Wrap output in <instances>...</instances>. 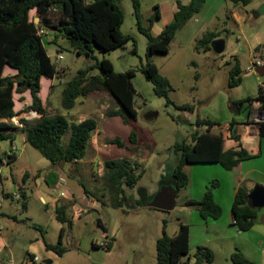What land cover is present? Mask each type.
Returning <instances> with one entry per match:
<instances>
[{"label":"rangeland","instance_id":"374dc122","mask_svg":"<svg viewBox=\"0 0 264 264\" xmlns=\"http://www.w3.org/2000/svg\"><path fill=\"white\" fill-rule=\"evenodd\" d=\"M172 2L139 0L140 27L148 28L153 37L158 36L162 23L160 20L150 21L153 8L161 6L164 15H167L169 8L165 9V6ZM261 5L260 0H251L242 7L245 12H238L239 18L234 20L230 13L234 10L231 2L205 0L196 17L207 21L193 42L174 37L167 53H156L149 58L159 74L169 82L168 97L172 104L168 105L164 98L154 94L153 84L146 81L140 71L148 61L147 39L137 28L130 0L118 1L124 17L120 31L130 37L120 48L99 52L93 47L92 52L78 56L67 39L59 36L53 42V33L46 31L42 42L59 76L53 80L42 79L39 94L42 104L46 105L49 113L62 114L70 121L95 119L98 133L94 131L91 135L81 161L52 165L24 142L20 132L6 131L12 141H0V156L12 152L16 160L3 165L0 172V239H3L0 263L8 264L11 261L12 264H24L28 256H34L37 264H48L47 260H50L49 264H155L156 240L163 234L172 237L178 229L177 208L165 212L146 208L143 204L149 194L158 190L160 183L168 179L171 165L175 163L172 147L176 143H188L190 134L196 128L181 121L188 120L194 124L197 115L210 112L214 105L221 107L222 100L233 91L227 88L228 72L237 62L243 70L251 65L252 59H264V13H258ZM33 15L31 12V17ZM206 31L219 33L218 39L224 41L221 54H215L211 44L209 51L195 50V40ZM56 55L61 59H57ZM102 59L107 60L115 72L134 71L131 85L135 92L133 108L136 117L127 123H123L119 117L105 118L104 112L114 109L116 105L104 93L78 100L70 111L60 106L62 87L58 84H64L79 70L90 68ZM8 73L13 72L6 69L4 74ZM99 74L95 68L88 72V76ZM50 84L54 88L48 94ZM13 97L14 109L19 116L14 117L11 124L16 126L20 118L33 119L37 116L28 109L31 104L29 92L22 96L14 94ZM181 105L193 106V112L176 108ZM132 131L137 136L139 146L134 152L128 151V147H131L128 138ZM114 137L124 141L125 147L109 144L108 140ZM122 157L130 162H138L143 175L135 188L125 190L128 201L120 211L103 206L101 201L109 200L103 185L106 173L104 162ZM57 175L62 176L65 182L59 183ZM21 192L25 195L24 199H21ZM60 193H64V196H60ZM40 197L44 198L43 202ZM23 202L26 204L25 211L22 209ZM62 204L65 205L67 217L74 221L75 228L70 237L69 229L65 226L62 245L67 252L59 257L45 249L39 230L32 225L42 227L45 240L55 244L59 235L55 208ZM72 206L86 209V216L81 220L73 218ZM99 222L108 229L106 238ZM105 240L111 247L91 245L92 242L100 244ZM194 251V248L189 250L190 256ZM226 260L221 254L217 263L231 264ZM256 264L262 263L259 261Z\"/></svg>","mask_w":264,"mask_h":264},{"label":"trees","instance_id":"16d2710c","mask_svg":"<svg viewBox=\"0 0 264 264\" xmlns=\"http://www.w3.org/2000/svg\"><path fill=\"white\" fill-rule=\"evenodd\" d=\"M120 0H0V141L9 139L11 135L6 131L20 132L24 142L35 149L42 158L52 165L77 163L85 157L86 148L91 135L97 128V121L85 118L81 121H70L62 114H51L46 110L39 97L42 79L53 80L58 75L55 66L49 58L42 37L37 34L39 29L53 33V42L61 36L68 40L76 55L92 52L93 47L99 52H108L122 47L130 40L128 35L120 31L123 23V13L118 6ZM138 30L147 39L146 61L140 69L146 81L153 84L154 94L164 98L166 104H172L168 97L169 82L161 76L156 66L149 61L153 54H165L175 33L186 22L198 14L205 0H189L188 4H176L172 20L160 34L153 37L149 29L140 27L139 0H130ZM233 6H247L251 0H228ZM264 1V0H261ZM150 21L159 20V8L155 6ZM34 11L33 17L31 12ZM36 19V21H35ZM219 38V33L206 31L195 40V50L209 51L210 44ZM257 50V49H255ZM134 52V50H133ZM97 69L99 75L88 76L90 69ZM13 73L4 74L5 70ZM241 69L238 62L229 70L227 88L237 87L240 82ZM59 76V75H58ZM134 76L133 70L120 73L115 72L112 65L105 59L97 61L92 67L82 69L69 81L61 85L60 106L65 111L72 110L77 101L88 98L96 93H104L116 105L114 109L104 112L105 118L119 117L123 123L135 119L133 108L135 94L131 85ZM54 88L48 87V94ZM29 92L31 104L28 109L37 114L33 119L20 118L21 126L11 124V119L19 116L15 111L14 94L22 96ZM230 112L236 116L242 112L251 115L255 104L258 110L264 112V90L259 89L256 97H247L241 100H228ZM177 109L192 113L193 106L181 105ZM182 123L205 128L200 132L194 129L189 136V142L176 143L173 147L175 163L171 172V180L179 190L187 185L188 178L183 171L188 164H218L224 170L231 171L244 160L257 156L248 155L242 150H223L224 138L221 133H211V128L219 127V123L207 119L195 118L194 124L188 120ZM259 136L264 138V120L256 123ZM235 120L229 123L228 131L231 138L238 140L235 135ZM66 137V141H64ZM108 143L118 148L125 147V142L118 137L108 140ZM128 151L134 152L139 147L137 136L132 131L129 134ZM147 148V146H146ZM4 156V158H2ZM0 156V167L16 160L12 153H3ZM106 173L103 176V185L109 195V206L120 209L126 200L125 190L133 189L143 175V169L138 162H130L126 158L106 160ZM27 176L26 174L24 175ZM218 186L217 181H211L205 188L201 200H186L184 206L197 211L204 221L216 220L221 216V208L214 202L213 190ZM248 191L240 186L237 188L232 202L230 215L234 227L240 232L250 230L254 224L259 209L251 208L247 204ZM24 199L23 192L20 193ZM106 205L104 201H101ZM23 211L26 204L22 203ZM153 209V208H152ZM156 210V209H155ZM55 219L63 226L60 228L57 242L50 244L45 240L42 227L33 224L39 230L41 240L47 251L57 256L67 252L62 245V237L66 226L71 227V220L65 212V205L55 208ZM155 264H214L213 252L198 246L190 256L188 247V228L179 223L178 230L172 237L165 234L156 240ZM184 259V260H182ZM229 260L231 264H255L246 258L238 249H235Z\"/></svg>","mask_w":264,"mask_h":264},{"label":"crops","instance_id":"0c3cea01","mask_svg":"<svg viewBox=\"0 0 264 264\" xmlns=\"http://www.w3.org/2000/svg\"><path fill=\"white\" fill-rule=\"evenodd\" d=\"M177 2L181 3L182 5H186L188 4L189 0H173L169 6H165V9L169 8L167 15H164L163 8L158 6L159 20L162 23L160 32L167 24L171 22ZM263 3L264 1L260 0V5ZM238 12L244 13L245 10L241 6H234V10L230 12L234 20L239 18ZM196 15L191 17L186 22V24L175 33L174 37L177 38L178 36L184 41L193 42L195 37L203 31L207 21L201 19L200 17L198 19ZM241 18L243 19V16ZM254 60L255 59H252L251 64ZM249 66L250 65L246 66L243 70L241 69L242 72L240 74V84L237 87L230 89L233 91L230 96L228 95V97H225L222 100L221 107L219 105H214L210 112L204 115H197L196 117L220 124L219 127L211 128L210 131L213 134L221 133L223 135L224 151L242 150L248 155L257 157L240 162L238 166L231 171L224 170L218 164L185 165L183 171L187 175L188 182L185 187L178 190L176 205L173 208V210L177 208V225L181 223L188 228L189 250L193 248L195 249L198 246L209 248L214 255V264H218L217 259L221 254H223L225 259H227L226 261H230L229 257L235 249H238L253 263L256 264L260 261L262 264H264V207L258 210L254 226L246 232H240L236 229V227L233 226L230 215L234 194L238 187L243 186L248 191V193L255 185L264 187V138L259 136L258 126L256 124L259 122L256 117L258 118V116L263 112L258 110V104H255L254 111L250 116L247 115L246 112H242L241 114L234 116L230 112L228 104L229 97L234 100H241L247 97H256L259 93V89L262 85H264V65L262 67H255L252 70H247ZM232 119L236 121L234 130L238 140L232 139L230 132L228 131V125ZM189 123L193 124L190 121ZM195 129L199 130L200 132L205 130V128H198L197 126ZM95 132L98 133V130L96 129ZM22 138L24 140L23 135ZM173 166L174 163L171 165L168 179L162 181L160 185L163 182H167L171 179ZM2 167L3 165L0 167V172ZM51 171H53V169H51ZM56 178H58L57 180L59 183L65 182L64 178L60 175H57ZM211 181L218 182V186L213 190V199L214 202L221 208V216L216 220L208 219L204 221L200 218L197 211L185 207L184 202L189 199L197 201L201 200L206 186ZM157 191L158 190L149 194L143 204L144 207L149 208L147 207V202L150 201ZM2 197H4V195H2ZM40 200L43 202L44 198L40 197ZM127 201L128 198L126 197L124 203ZM104 202L106 205L102 204L103 206H109V203L106 200ZM93 205L95 204L93 203ZM110 208L112 207L110 206ZM72 209V217L78 218V220H81L83 216L85 217L88 212L86 209L81 208L80 206H72ZM115 210L121 211L122 207ZM56 222L59 224L58 228L60 231V228L63 226L57 220ZM73 222L74 221L71 220V227L69 228L70 237H72L74 233L73 229L75 227L73 226ZM99 225L103 229V235H105L106 238L108 233L107 227L101 222H99ZM64 236L65 234L62 237V242ZM2 241L3 239L1 238V245ZM100 244L92 242L91 245L98 247ZM107 247H111L109 242ZM36 262L32 264H37ZM47 263H51L50 260H47ZM8 264H12V262L9 261Z\"/></svg>","mask_w":264,"mask_h":264},{"label":"water","instance_id":"95a60500","mask_svg":"<svg viewBox=\"0 0 264 264\" xmlns=\"http://www.w3.org/2000/svg\"><path fill=\"white\" fill-rule=\"evenodd\" d=\"M258 13H264V3L261 5ZM211 49L215 54H221L224 50V41L222 39H215L211 43ZM163 182L158 191L153 195L150 201L147 202V207L160 211L169 212L173 210L176 205V197L178 189L175 187L173 181L170 179L171 184ZM247 204L251 208L264 207V187L255 185L252 190L247 194Z\"/></svg>","mask_w":264,"mask_h":264},{"label":"built area","instance_id":"2783aa9c","mask_svg":"<svg viewBox=\"0 0 264 264\" xmlns=\"http://www.w3.org/2000/svg\"><path fill=\"white\" fill-rule=\"evenodd\" d=\"M37 34L39 35V36H41L42 38H43V35H46V33L42 30V29H39L38 30V32H37ZM56 58L57 59H61V56H59V55H56ZM264 65V61L262 60V59H255L254 61H253V63L247 68V70H252V69H254L255 67H262ZM261 88L262 89H264V85H262L261 86ZM32 114L35 116V112H32ZM37 115V114H36ZM37 117V116H36ZM35 118V117H34ZM13 119V118H12ZM12 119H11V122H12ZM26 119H28V118H26ZM256 119L258 120V121H262V120H264V112L261 114V115H259L258 116V118L256 117ZM15 124H17V123H15ZM17 126H21L19 123L17 124ZM60 196H64V193H60ZM14 198H18V196L17 195H15L14 196ZM78 212H79V210H78ZM80 213V212H79ZM107 245H108V241H103L101 244H100V247H103V248H105V247H107ZM37 261V258L36 257H28L27 258V260H26V262L24 263V264H32V263H34V262H36Z\"/></svg>","mask_w":264,"mask_h":264},{"label":"flooded vegetation","instance_id":"af4514ba","mask_svg":"<svg viewBox=\"0 0 264 264\" xmlns=\"http://www.w3.org/2000/svg\"><path fill=\"white\" fill-rule=\"evenodd\" d=\"M166 184H171V183H170V180H169V181H167V183H166Z\"/></svg>","mask_w":264,"mask_h":264}]
</instances>
